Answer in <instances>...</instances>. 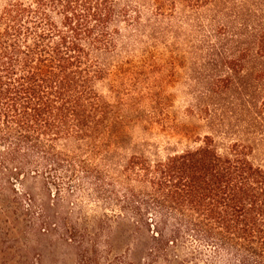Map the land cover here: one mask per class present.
Returning <instances> with one entry per match:
<instances>
[{"label":"trees","instance_id":"obj_1","mask_svg":"<svg viewBox=\"0 0 264 264\" xmlns=\"http://www.w3.org/2000/svg\"><path fill=\"white\" fill-rule=\"evenodd\" d=\"M216 1L153 0V12ZM139 14L130 0H9L0 10V188L42 185L51 204L38 225L49 234L62 227L47 209L67 226L69 202L90 198L148 234V264H264V168L247 147L221 154L207 136L171 152L137 136L152 132L154 112L116 78ZM257 51L264 58V32Z\"/></svg>","mask_w":264,"mask_h":264},{"label":"rangeland","instance_id":"obj_2","mask_svg":"<svg viewBox=\"0 0 264 264\" xmlns=\"http://www.w3.org/2000/svg\"><path fill=\"white\" fill-rule=\"evenodd\" d=\"M8 1L0 0V10ZM130 1L141 23L127 34L124 71L116 79L136 108L155 116L152 132L137 136L171 144V152L203 146L209 136L221 154L235 144L247 147L253 164L264 168V58L257 54L264 0H219L167 16L154 14L153 0ZM78 198L65 208L72 217L67 226L47 209L52 227H62L49 234L38 225L42 205L51 202L42 185L1 187L0 264H148L147 233H134L132 220L114 219L102 205Z\"/></svg>","mask_w":264,"mask_h":264}]
</instances>
